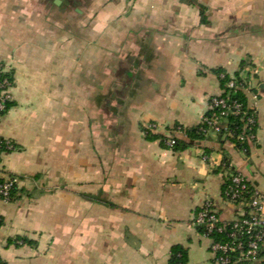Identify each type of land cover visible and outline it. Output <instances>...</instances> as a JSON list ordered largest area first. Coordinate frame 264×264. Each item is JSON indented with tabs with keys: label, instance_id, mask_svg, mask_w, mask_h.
Segmentation results:
<instances>
[{
	"label": "crops",
	"instance_id": "1",
	"mask_svg": "<svg viewBox=\"0 0 264 264\" xmlns=\"http://www.w3.org/2000/svg\"><path fill=\"white\" fill-rule=\"evenodd\" d=\"M193 1L0 0V63L15 79L0 139L16 147L0 170L22 178L0 199L2 264H170L175 247L215 264L193 221L208 201L238 217L221 166L264 194V0ZM220 72L240 74L257 113L247 151L184 132L223 94Z\"/></svg>",
	"mask_w": 264,
	"mask_h": 264
},
{
	"label": "built area",
	"instance_id": "2",
	"mask_svg": "<svg viewBox=\"0 0 264 264\" xmlns=\"http://www.w3.org/2000/svg\"><path fill=\"white\" fill-rule=\"evenodd\" d=\"M14 88L15 79L12 68L0 63V121L14 101ZM227 88L233 91L245 90V84H238L237 77L231 75ZM222 95L211 102L209 108L211 115L205 117L199 133L206 136L212 132L236 138L241 144L256 141V111ZM231 117L242 119V132L239 135L236 134V127L230 125ZM161 128L162 125L157 121L148 122L144 126V133L146 136H159ZM178 131H182L181 128L162 135L161 142L167 148L173 149L177 145L175 134ZM15 150L16 147L11 141L0 139V164L4 154ZM221 170L225 175L223 197L239 209L238 217L231 222L223 221L213 203L208 201L197 213L193 224L202 230L204 237L211 240L210 249L215 256V264H262L264 261V194L230 164L224 163ZM21 183L22 178L18 175L6 174L0 170V199L11 202L13 191L19 190Z\"/></svg>",
	"mask_w": 264,
	"mask_h": 264
},
{
	"label": "trees",
	"instance_id": "3",
	"mask_svg": "<svg viewBox=\"0 0 264 264\" xmlns=\"http://www.w3.org/2000/svg\"><path fill=\"white\" fill-rule=\"evenodd\" d=\"M190 3L196 4V2L193 0H191ZM201 16H202L203 22H205V19H204L205 18L204 17L205 16V10L203 7H201ZM234 75L238 79V84H244V81L240 77L239 73H236ZM219 76L220 77L224 76V78L220 79L221 80V87L223 89V95L222 96L224 98H231L232 100H237L241 104L245 105V107L248 106L247 98L245 96L243 89L233 91V90H230L227 88V84L230 81L231 75L224 73V72H220ZM208 115H211V113H208ZM230 125L233 127H236V129H237L236 134L237 135H239L242 132L243 123H242V119L240 117H231L230 118ZM200 128H201V125L196 127V128H193V129H186L184 132L191 139H201L205 136L199 133ZM152 138H156V137L151 136L150 139H152ZM232 139L236 142L237 146L240 149L247 151V149L249 148V143L241 144V143L237 142L236 138H232ZM178 144H179V141L177 140V145L173 149H177ZM17 192H18V190L13 191L11 202L15 200V196H16ZM3 225H4L3 218L0 217V230L3 227ZM17 240H21V239H17ZM14 242L15 241L11 240V241H9V244H13ZM23 243H29L30 244V242H27V241H23ZM0 264H2V263L0 262ZM170 264H186V253L182 248H180V247L173 248Z\"/></svg>",
	"mask_w": 264,
	"mask_h": 264
}]
</instances>
